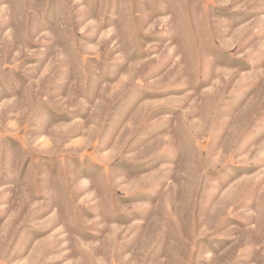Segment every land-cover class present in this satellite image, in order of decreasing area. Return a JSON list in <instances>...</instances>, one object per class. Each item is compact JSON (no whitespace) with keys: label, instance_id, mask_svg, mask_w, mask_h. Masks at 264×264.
Here are the masks:
<instances>
[{"label":"rangeland","instance_id":"374dc122","mask_svg":"<svg viewBox=\"0 0 264 264\" xmlns=\"http://www.w3.org/2000/svg\"><path fill=\"white\" fill-rule=\"evenodd\" d=\"M0 264H264V0H0Z\"/></svg>","mask_w":264,"mask_h":264}]
</instances>
